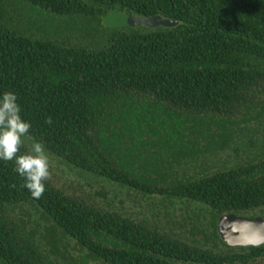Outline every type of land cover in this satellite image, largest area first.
<instances>
[{"label":"trees","instance_id":"1","mask_svg":"<svg viewBox=\"0 0 264 264\" xmlns=\"http://www.w3.org/2000/svg\"><path fill=\"white\" fill-rule=\"evenodd\" d=\"M8 1L0 94L32 123L20 154L40 141L58 167L37 199L0 161V264H264L218 230L264 217V2L12 0L80 19L72 43ZM112 12L177 24L104 29Z\"/></svg>","mask_w":264,"mask_h":264},{"label":"clouds","instance_id":"2","mask_svg":"<svg viewBox=\"0 0 264 264\" xmlns=\"http://www.w3.org/2000/svg\"><path fill=\"white\" fill-rule=\"evenodd\" d=\"M47 123H52L51 118ZM31 127V121L22 115L17 94L13 91L0 94V161L13 162V171L23 179V186L33 198L38 199L46 190L50 161L45 146L40 141H33L31 150L20 154Z\"/></svg>","mask_w":264,"mask_h":264},{"label":"water","instance_id":"3","mask_svg":"<svg viewBox=\"0 0 264 264\" xmlns=\"http://www.w3.org/2000/svg\"><path fill=\"white\" fill-rule=\"evenodd\" d=\"M104 22L111 26L131 27H171L177 21L162 16H138L122 12H112L104 18ZM221 238L231 246H261L264 244V217L255 218L227 214L218 223Z\"/></svg>","mask_w":264,"mask_h":264},{"label":"rangeland","instance_id":"4","mask_svg":"<svg viewBox=\"0 0 264 264\" xmlns=\"http://www.w3.org/2000/svg\"><path fill=\"white\" fill-rule=\"evenodd\" d=\"M7 5H12V7L16 10V13L20 18V24L17 23L16 25H18V27L22 28L23 30H29L30 32H33L40 36L41 35H51L52 37L56 39L67 40L72 43H87V41L85 40L86 38L84 36L86 24H83L82 22H80L79 21L80 19L62 18V20H58V22H51V20L46 22V19H44L45 18L44 16L37 15V13L33 11L32 9L28 11L27 8H25L24 6L18 8L17 7L18 5L16 6V4H14L12 0L11 2L8 1ZM35 18L42 19V24H44V26L47 27L48 33H44L43 31L38 30V27L41 25L39 23H36L35 26H32L33 22L36 20ZM23 19L25 21L24 23H23ZM115 27L119 28L121 26H117V25L111 26V25H107L106 23L104 24V29H110V28H115ZM89 28H94V25H89ZM49 161H50L49 178H55L58 166H56L55 164H51V158L49 159ZM60 180L62 182L66 181L64 176H62Z\"/></svg>","mask_w":264,"mask_h":264}]
</instances>
